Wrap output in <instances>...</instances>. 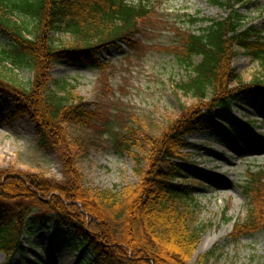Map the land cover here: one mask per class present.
<instances>
[{
	"label": "trees",
	"instance_id": "obj_1",
	"mask_svg": "<svg viewBox=\"0 0 264 264\" xmlns=\"http://www.w3.org/2000/svg\"><path fill=\"white\" fill-rule=\"evenodd\" d=\"M134 1L0 0V36L13 45L0 51V95L16 99L19 107L12 121L29 118L40 149L58 154L65 173L64 182L58 183L44 175L0 169V253L8 258L25 252L22 238L35 220L48 224L55 237L67 229L90 254L91 264H191L194 258L205 228L179 184L183 174L177 162L185 159L189 136L212 126L217 110L230 114L246 94L264 99V79L246 83L232 66L242 51L264 69V37L243 23L233 0L226 4V18L194 17L189 26L177 27L174 52L191 70L177 88L195 103H181L178 119L139 142L146 165L136 170L138 186L93 190L84 184L77 164L87 139L72 137L69 130H93L102 116L86 107L75 86H53L50 73L63 61L102 68L98 55L110 48L127 45L137 51L144 25L159 24L164 16L154 14V0ZM200 21L208 26L195 31ZM12 70H29L32 82L8 79ZM125 129L120 145L130 152L136 146L132 136L140 130ZM134 156L139 167L140 156ZM244 194L248 214L234 225L239 239L264 230V171L251 175Z\"/></svg>",
	"mask_w": 264,
	"mask_h": 264
},
{
	"label": "rangeland",
	"instance_id": "obj_2",
	"mask_svg": "<svg viewBox=\"0 0 264 264\" xmlns=\"http://www.w3.org/2000/svg\"><path fill=\"white\" fill-rule=\"evenodd\" d=\"M154 1V14L164 18L154 26L144 25L136 39L137 51H131L127 45L110 48L98 55L102 68L63 61L50 73L53 86H75L86 107L102 116L103 122H97L93 130H69L72 137L87 139L88 147L77 164L84 184L93 190L119 192L138 186L136 170L146 165L139 142L145 141L146 135H158L170 121L178 119L181 103L185 107L195 103L177 88L188 80L191 70L180 63L174 52L179 41L176 28L189 26L194 17L220 19L230 13L226 7L228 0ZM233 2L243 23L264 37V0ZM207 26L200 21L194 30ZM12 47L9 38L0 36V51ZM200 60L196 58L195 63ZM232 66L246 83L264 79L261 65L242 51ZM2 67L10 68L7 64ZM7 75L25 85L33 80L29 70H12ZM18 107L14 97L0 95V169L64 182L60 157L40 149L31 120L25 117L12 121ZM212 121V126L189 136L185 159L177 162L183 174L179 184L188 192L189 200L194 201L192 210L205 228L191 264H264V230L240 239L234 235L235 223L248 214L244 188L251 175L264 171V99L246 94L234 104L230 114L217 110ZM127 126L140 130L132 136L136 146L130 152L120 145ZM134 155L140 156L139 167ZM30 226L31 232L22 238L25 252L10 258L0 253V264H91L90 254L79 248L80 242L67 229L57 232L55 237L48 224L35 220ZM210 240H214L213 244L199 251L202 242Z\"/></svg>",
	"mask_w": 264,
	"mask_h": 264
},
{
	"label": "bare ground",
	"instance_id": "obj_3",
	"mask_svg": "<svg viewBox=\"0 0 264 264\" xmlns=\"http://www.w3.org/2000/svg\"><path fill=\"white\" fill-rule=\"evenodd\" d=\"M213 242H214V240H210L206 244H205V242H202V245H201L199 251L207 250L213 244Z\"/></svg>",
	"mask_w": 264,
	"mask_h": 264
}]
</instances>
